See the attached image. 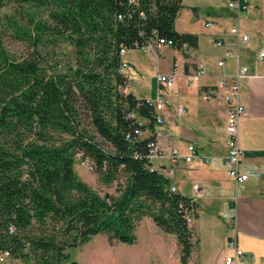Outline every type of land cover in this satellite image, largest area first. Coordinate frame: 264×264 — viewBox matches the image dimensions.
<instances>
[{
  "label": "trees",
  "instance_id": "obj_1",
  "mask_svg": "<svg viewBox=\"0 0 264 264\" xmlns=\"http://www.w3.org/2000/svg\"><path fill=\"white\" fill-rule=\"evenodd\" d=\"M8 3L19 16L3 24ZM182 7L183 0H0V264H81L71 249L99 234L135 243L144 217L177 236L188 264L197 203L152 169L157 111L121 71L123 47L157 37L194 43L175 28ZM6 34L27 51L8 50ZM62 44L71 51H57ZM77 155L101 183H116V193L84 180Z\"/></svg>",
  "mask_w": 264,
  "mask_h": 264
},
{
  "label": "crops",
  "instance_id": "obj_2",
  "mask_svg": "<svg viewBox=\"0 0 264 264\" xmlns=\"http://www.w3.org/2000/svg\"><path fill=\"white\" fill-rule=\"evenodd\" d=\"M246 3L250 13L229 6L228 0H183L175 28L193 34L190 48H131L123 55L129 63V90L141 98L156 99L161 93L170 98L161 111L165 123L160 146L178 148L182 155L189 153L190 144L196 147L197 156L191 162H173L169 156H161L153 160V166L171 180L179 193L196 201L192 226L199 220L208 227L206 240L216 247L218 264H224L232 252L228 247L232 236L246 252L237 264H264V59L258 57L264 48V0ZM238 23L241 33L248 35L246 41L231 31ZM219 40L222 44L216 45ZM227 51L232 54L226 56ZM220 59H225L223 66L217 65ZM200 60L206 65V73L196 86H191L186 75ZM241 66H247L248 73L240 79V100L249 110V116L240 124L244 149L241 168L249 177L236 183L228 177L225 166L228 103L224 96L207 98L204 93L222 77L235 78ZM158 73L173 74L174 86L166 88L160 84ZM150 80L153 90L149 95ZM195 184L201 187L200 192ZM200 201L205 205L219 201L224 211L235 216L234 223L223 218L227 228L222 240L212 228L219 222L200 217Z\"/></svg>",
  "mask_w": 264,
  "mask_h": 264
},
{
  "label": "rangeland",
  "instance_id": "obj_3",
  "mask_svg": "<svg viewBox=\"0 0 264 264\" xmlns=\"http://www.w3.org/2000/svg\"><path fill=\"white\" fill-rule=\"evenodd\" d=\"M19 6L8 3L2 10L1 22L6 23L8 16H19ZM5 45L12 53L19 56L24 54L26 45L17 41L11 34L5 35ZM57 51H71V46L62 44ZM149 87V95L153 90V80ZM78 158L75 169L78 174L100 193H116L117 184L110 186L101 183L97 173L88 165L82 164ZM222 206V205H221ZM219 201L205 205L200 201L199 214L203 218H214L219 224L215 227V234L222 238L227 225L223 220V213ZM203 222L196 221L194 227L195 246L189 264H218L217 250L206 240L207 229ZM218 246V244H217ZM73 258L81 264H182L180 260L181 244L175 234L161 229L150 217H144L137 228L135 243L111 242L104 234L93 236L88 242L70 250ZM16 259L4 258L1 264H17Z\"/></svg>",
  "mask_w": 264,
  "mask_h": 264
},
{
  "label": "built area",
  "instance_id": "obj_4",
  "mask_svg": "<svg viewBox=\"0 0 264 264\" xmlns=\"http://www.w3.org/2000/svg\"><path fill=\"white\" fill-rule=\"evenodd\" d=\"M228 5L231 7H236L241 11H245L250 13L251 9L249 5L246 3V0H228ZM210 24V23H209ZM232 33L241 36V40L246 41L248 39L247 34L241 33L240 24H235L232 29ZM222 41L219 40L216 42V45H221ZM163 45H170L175 46L176 42L174 39L171 38H155L150 40L148 43L144 45L136 44V48H141L144 51H155L159 47ZM183 48H190L188 42H184L182 44ZM128 49L123 47L121 49V54L124 55ZM231 51L226 52V56L231 55ZM258 57L260 59H264V48L260 49L258 53ZM225 64V59H220L217 62L218 66H223ZM128 67L129 63L123 59L121 65V71L128 75ZM206 73V65L203 61H198L197 67L186 75L187 81L191 86H196L199 79L203 77ZM248 73L247 66H241L239 68L238 74L235 78L228 79L225 77L220 78L215 87L209 88L205 93L204 96L207 98H212L217 95L224 96L227 103H228V112L226 117V125H225V132H226V140H227V148L228 152L225 157V166L227 175L229 178L236 181V183H242L246 181L249 177L248 173L243 172L241 168V164L244 158V149L240 142V124L243 118L249 116V110L247 107L241 102V87H240V79L246 76ZM157 78L160 84L164 85L166 88H171L175 84V77L174 75L165 74V73H158ZM151 99V98H149ZM154 104V107L157 111L156 117V125L154 131V140L151 142V153L149 155L150 160H153L156 157L161 156H169L173 162H177L179 159H184L185 162H191L196 156V147L193 144L188 146L189 153L186 155H182L178 148H165L160 146L159 139L164 135V123L165 119L161 113L162 109L170 103V98L167 94L161 93L156 99H151ZM140 135L146 134L144 131H139ZM80 158V155H78ZM82 160V159H81ZM82 164L88 165L91 169L92 166L89 162L82 160ZM155 167L153 166L152 169ZM173 191H177L174 185L171 186ZM196 191L200 192L201 187L198 184H195ZM223 218L228 223L235 222V216L230 215L228 212L223 213ZM189 222H193V215H190L188 218ZM228 247L232 251L225 257L224 264H237L239 259H242L246 252L238 246L237 240L234 236L230 237L228 240ZM9 252H5L3 256L7 257Z\"/></svg>",
  "mask_w": 264,
  "mask_h": 264
}]
</instances>
